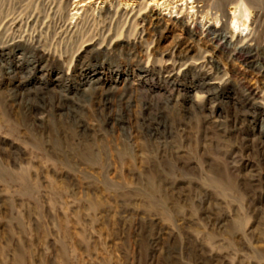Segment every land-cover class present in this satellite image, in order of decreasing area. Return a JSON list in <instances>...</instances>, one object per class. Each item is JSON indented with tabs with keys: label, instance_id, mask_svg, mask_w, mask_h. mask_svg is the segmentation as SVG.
<instances>
[{
	"label": "rangeland",
	"instance_id": "374dc122",
	"mask_svg": "<svg viewBox=\"0 0 264 264\" xmlns=\"http://www.w3.org/2000/svg\"><path fill=\"white\" fill-rule=\"evenodd\" d=\"M0 264H264V0H0Z\"/></svg>",
	"mask_w": 264,
	"mask_h": 264
}]
</instances>
